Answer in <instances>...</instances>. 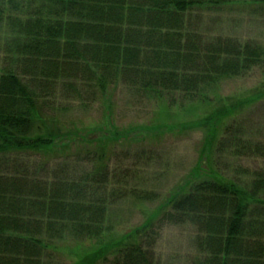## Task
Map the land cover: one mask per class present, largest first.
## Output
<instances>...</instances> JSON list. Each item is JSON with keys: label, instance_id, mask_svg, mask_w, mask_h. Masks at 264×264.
<instances>
[{"label": "trees", "instance_id": "obj_1", "mask_svg": "<svg viewBox=\"0 0 264 264\" xmlns=\"http://www.w3.org/2000/svg\"><path fill=\"white\" fill-rule=\"evenodd\" d=\"M12 1L0 0V23ZM30 2L37 6L28 15L7 14L10 34L0 42V264H50L60 241L103 238L121 197L157 198L114 182L112 144L133 129L120 131L113 122L110 129L105 122L69 129L59 109L77 102L112 111L121 88L169 107L208 103L211 112L194 122L217 129L238 105L257 98L230 101L219 96L220 83L264 62L261 43L205 37L193 24L202 11L240 2L264 10V0ZM209 126L202 128L212 141L217 130ZM234 129L224 134L234 135L236 153L264 154L263 145L239 139ZM91 134L98 136L88 140ZM31 155L42 157L39 164ZM244 174L249 183L216 173L188 179L158 205L155 219L75 264H160L156 220L196 227L198 264H264V167Z\"/></svg>", "mask_w": 264, "mask_h": 264}, {"label": "rangeland", "instance_id": "obj_2", "mask_svg": "<svg viewBox=\"0 0 264 264\" xmlns=\"http://www.w3.org/2000/svg\"><path fill=\"white\" fill-rule=\"evenodd\" d=\"M36 6L37 3L30 0L7 3L4 21L0 23L1 43L10 34L5 21L7 14L17 17L28 15ZM198 14L200 16L193 19V24L205 37L250 39L264 46V10L256 4L240 2ZM263 92L264 62L242 76L223 80L219 96L228 97L234 102L257 98L240 106L237 103V112L225 118L219 126L214 124L217 129L212 124L194 122H199L211 112L212 105L208 103L169 107L165 102L139 100L130 91L121 88L115 93L112 111L100 103L84 106L77 102L67 105L68 110H65L66 107L64 110L59 109L57 113L69 129H95L104 122L108 129L111 127L110 122L120 131L133 129L112 144L109 166L115 174L114 182L123 191L125 187L146 189L154 192L157 198L149 201L128 195L121 197L111 207V228L103 238L79 244H73L71 239L60 241L59 248L53 250L50 264H75L82 255L95 251L103 244H115L146 220L155 219L158 205L188 179H208L211 173H216L222 179L235 178L240 183H249L250 177L244 171L263 168L264 154L236 153L234 140L233 144L230 140L234 135L229 137L228 133H224L225 128L232 125L236 137L263 145L264 153ZM204 125L217 130V137L212 141H208L211 137L203 130ZM97 136L91 134L87 139ZM40 157L31 155L26 158L39 164ZM60 161L63 159H59L56 164ZM70 161L75 163V159ZM81 162V165H88V160L86 164ZM153 231L154 251L160 264H198L194 225L156 220Z\"/></svg>", "mask_w": 264, "mask_h": 264}]
</instances>
